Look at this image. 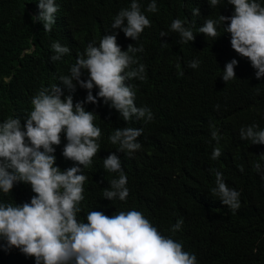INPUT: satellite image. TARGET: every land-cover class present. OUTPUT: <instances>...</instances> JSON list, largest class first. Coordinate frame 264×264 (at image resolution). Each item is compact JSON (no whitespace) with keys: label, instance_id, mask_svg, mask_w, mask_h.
<instances>
[{"label":"trees","instance_id":"trees-1","mask_svg":"<svg viewBox=\"0 0 264 264\" xmlns=\"http://www.w3.org/2000/svg\"><path fill=\"white\" fill-rule=\"evenodd\" d=\"M32 1L0 0V122L16 116L23 124L33 108V96L42 88L59 84L60 76L70 75L71 66L89 42L98 43L103 35L115 32L122 50L129 44L144 49L135 55L145 65L146 78L127 83L136 93L135 104L152 111V121L133 117L125 122L102 100L84 105L86 111L95 113L94 123L102 134L100 151L92 164L82 169L87 180L78 220L86 222L87 213L93 210L109 216L137 210L162 235L195 254L197 264H264V144L240 138L242 127L256 124L264 129V76L257 79L250 60L233 50L223 24L217 26L222 35L215 40L198 32L207 19L231 16L234 6L227 0H220L216 7H210L208 0H156L158 11H145L151 27L134 41L110 27L131 0H56V27L45 37L35 31L29 13ZM150 2L139 0L142 11ZM197 7L200 15L193 16ZM177 18L192 28L194 41L181 43L179 34L170 31ZM162 31L168 35L161 37ZM54 42L70 49L55 62L50 59ZM232 59L238 61L236 78L225 83L223 71ZM193 60L199 61L196 69L188 67ZM86 78L85 73L82 79ZM97 91L94 88L93 95ZM86 95L87 90L77 86L74 103ZM124 127L143 129L138 137L141 148L131 155L117 151L119 145L108 139ZM213 130L219 133V143L211 137ZM66 143L62 133L61 144L54 145L56 166L61 170L74 166L62 155ZM217 147L222 155L213 160L211 154ZM113 152L128 179L126 201L103 198L111 180L119 177L103 165ZM257 163L261 171L255 168ZM217 171L229 188L240 192L241 207L235 212L212 192ZM31 190L30 184L21 182L8 194L0 191V202L22 204L17 197ZM180 219L184 223L173 233L170 229ZM0 245H4L0 247V264H35L34 257L15 247L6 248L5 240L0 239Z\"/></svg>","mask_w":264,"mask_h":264},{"label":"clouds","instance_id":"clouds-1","mask_svg":"<svg viewBox=\"0 0 264 264\" xmlns=\"http://www.w3.org/2000/svg\"><path fill=\"white\" fill-rule=\"evenodd\" d=\"M208 3L216 7L220 0H208ZM227 3L234 6V13L220 15L216 20L207 19L198 32L215 40L222 35L217 26L223 24L224 32L230 34L231 47L250 60L259 79L264 76V3L260 0H227ZM145 11L156 13V0H151L144 11L139 0H131L129 7L115 15L110 27L138 41L145 28L151 27ZM57 12L56 0H33L29 13L36 23L35 31L43 37L53 32ZM192 14L199 16L200 9L194 8ZM170 31L179 34L181 43L195 40L192 28L179 18L171 22ZM117 35L114 32L103 35L98 43L89 42L71 66L70 75L60 76L59 84L42 88L33 96V108L23 124L16 116L0 122V191L8 194L21 182L30 184L32 189L28 195L17 197L22 204L0 202V239L6 241V248L15 247L25 256L34 257L35 264H197L195 254L162 235L140 211H120L109 216L93 210L87 213L86 222L77 218L87 180L82 169L89 167L100 151L98 141L102 134L94 123L95 113L86 111L84 105L98 104L102 100L118 111L125 122L133 117L146 122L154 118L148 107L135 104L136 93L127 83L146 78L145 65L139 63L135 55L143 52V46L129 44L122 50ZM167 35L164 31L160 33L161 37ZM51 48L53 62L70 52L59 42H54ZM237 64L238 61L232 59L225 65L222 75L225 83L236 78ZM198 66V60L188 64L192 69ZM85 73L87 78L82 79ZM77 86L86 89L87 95L74 103ZM94 88L98 89L96 95H93ZM215 107L218 109L219 105ZM142 132L141 128H117L108 139L113 145H119L117 151L131 155L141 148L138 137ZM62 133L67 140L62 155L74 162V166L66 170L56 166L54 155V145L61 144ZM211 137L219 143L217 130L211 132ZM240 138L254 145L264 144V129L256 124L242 127ZM221 155V149L214 148L211 159L216 160ZM103 165L107 171L119 173L118 179L111 180L110 188L104 190L103 198L126 201L128 179L120 158L115 152L110 153ZM255 168L261 171L259 163ZM240 171H244L243 166ZM215 176L213 194L235 212L241 207L240 192L226 185L220 171ZM183 223V219L178 220L170 231H179Z\"/></svg>","mask_w":264,"mask_h":264}]
</instances>
